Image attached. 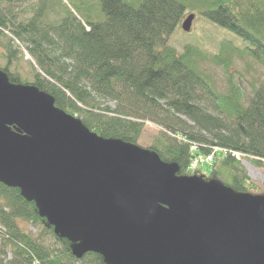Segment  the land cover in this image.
Returning <instances> with one entry per match:
<instances>
[{"label":"trees","instance_id":"1","mask_svg":"<svg viewBox=\"0 0 264 264\" xmlns=\"http://www.w3.org/2000/svg\"><path fill=\"white\" fill-rule=\"evenodd\" d=\"M67 1L70 6L62 0H0V35H11L0 67L8 81L28 84L9 70L16 40L37 67L30 84L89 131L138 145L150 121L161 130L146 148L176 164L178 175L256 194L258 186L236 154L264 168V70L246 91L233 66L245 61L264 68V0ZM186 10L228 36L220 35L214 50L193 37L179 52L168 39ZM204 64L223 71V91ZM208 156L191 169L196 158ZM21 222L41 225V233L27 232ZM73 244L18 188L0 182V264H106L94 252L76 257Z\"/></svg>","mask_w":264,"mask_h":264},{"label":"water","instance_id":"2","mask_svg":"<svg viewBox=\"0 0 264 264\" xmlns=\"http://www.w3.org/2000/svg\"><path fill=\"white\" fill-rule=\"evenodd\" d=\"M193 14L182 21L190 30ZM0 182L33 201L76 257L106 264H264V194L178 175L148 148L89 131L0 71Z\"/></svg>","mask_w":264,"mask_h":264},{"label":"rangeland","instance_id":"3","mask_svg":"<svg viewBox=\"0 0 264 264\" xmlns=\"http://www.w3.org/2000/svg\"><path fill=\"white\" fill-rule=\"evenodd\" d=\"M65 5L70 6L67 0H62ZM192 12L186 10L183 16V19ZM194 17L190 23V30L189 32L192 33L191 35H187L189 32H185L179 27L176 31L170 35L168 39V44L175 47L179 52L182 49V44L192 40L201 43V45L208 49H215L214 41L221 37V36H228V34L217 28L214 27L210 22L202 18L200 15H197L195 12ZM181 20V22L183 21ZM4 35H0V67H4L6 65V58L4 57V46L8 42V38L11 37L8 31H3ZM221 35V36H220ZM193 40V42H195ZM14 48L17 49L18 54L17 57L11 61V65L9 70L18 76V79L23 83L26 82L28 84L24 85H31L30 83L33 80V73L34 69L36 70L37 67L34 64L32 58L28 56L25 49V44L22 42H16L13 40L12 43ZM206 71L211 74L213 77L217 87L219 90L225 89V78L223 71L210 64H204ZM264 68L257 64L249 63L247 64L245 61H238L236 65L233 66L234 71V78L237 79L240 84L245 88L246 91L249 90V83L253 81L254 78L260 76ZM113 106V103H110ZM145 126L143 132L138 139L137 143L141 147H148L155 136L160 132L161 128L156 126L150 121L144 122ZM236 157L240 160L241 164L244 165V168L247 171L248 176L258 186V189L255 191L256 193H264V168L255 166L249 157H244L242 155L236 154ZM209 165L205 164L202 168L203 174H208ZM20 226L23 229H26L27 232L32 233L33 235H39L41 233V225H34L27 222H21ZM45 242L51 244L52 246L55 245L54 241L51 239L49 235L44 236Z\"/></svg>","mask_w":264,"mask_h":264},{"label":"built area","instance_id":"4","mask_svg":"<svg viewBox=\"0 0 264 264\" xmlns=\"http://www.w3.org/2000/svg\"><path fill=\"white\" fill-rule=\"evenodd\" d=\"M210 158H211L210 156L207 157V159H210ZM198 160H200V159L194 160V164L197 163ZM194 164H193V166H194Z\"/></svg>","mask_w":264,"mask_h":264}]
</instances>
